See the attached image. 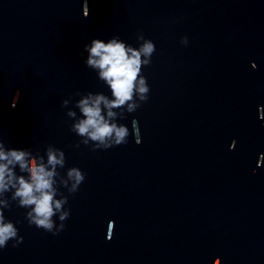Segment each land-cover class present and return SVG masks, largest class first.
I'll use <instances>...</instances> for the list:
<instances>
[{
	"label": "water",
	"instance_id": "water-1",
	"mask_svg": "<svg viewBox=\"0 0 264 264\" xmlns=\"http://www.w3.org/2000/svg\"><path fill=\"white\" fill-rule=\"evenodd\" d=\"M141 29L157 44L144 66L150 97L126 118L138 117L142 141L74 147L61 99L103 86L84 42L119 33L135 43ZM259 104L264 0H89L87 16L82 0H0V138L52 142L87 172L56 235L7 210L24 239L0 249V264H264Z\"/></svg>",
	"mask_w": 264,
	"mask_h": 264
},
{
	"label": "clouds",
	"instance_id": "clouds-1",
	"mask_svg": "<svg viewBox=\"0 0 264 264\" xmlns=\"http://www.w3.org/2000/svg\"><path fill=\"white\" fill-rule=\"evenodd\" d=\"M88 14L89 0H82V15ZM179 40L187 46L188 34H182ZM156 48V41L142 29L136 32L135 43L119 33L92 36L84 42L80 50L83 64L94 71L103 86L76 89L61 99L62 108L72 105L65 111L70 118L69 130L78 137L74 147L84 144L93 150L107 149L128 143L130 136L136 143L142 141L138 117H131L130 126L126 118L150 97L151 85L144 66L152 63ZM251 64L257 67L256 61ZM18 96L19 89L13 106ZM257 108L258 116L264 118V104ZM236 143L233 137L229 148ZM66 163L64 148L52 142L41 149L14 145L0 138V249L10 240L13 246H18L24 239L19 229L23 221L20 217L13 219L7 211L13 205L24 209L23 217L29 225L42 227L53 235L65 227L64 221L71 214L69 196L79 190L87 175L78 164L66 166ZM256 163H264V151L259 153ZM256 170L253 168V172ZM114 225L115 219L109 218L107 238L113 236ZM220 261L221 257L216 256L213 264Z\"/></svg>",
	"mask_w": 264,
	"mask_h": 264
}]
</instances>
